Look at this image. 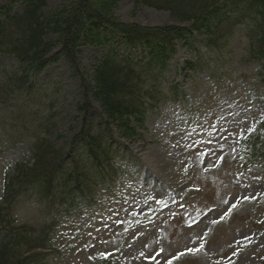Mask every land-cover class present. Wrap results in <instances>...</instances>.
I'll return each instance as SVG.
<instances>
[{
  "label": "rangeland",
  "instance_id": "374dc122",
  "mask_svg": "<svg viewBox=\"0 0 264 264\" xmlns=\"http://www.w3.org/2000/svg\"><path fill=\"white\" fill-rule=\"evenodd\" d=\"M26 1L0 0V8L19 13ZM71 1L47 0L44 11ZM113 15L121 23L148 28L169 22L164 10L135 0L120 2ZM242 34L239 27L218 53L199 37L188 48L178 45L160 80L165 98L147 112L144 129H139L142 137L121 140L115 147L117 175L107 193L97 192L92 201L85 197L70 214H63L59 203L41 199L36 190L16 200V220L33 225L37 232L50 228L43 233L49 235L53 252L41 264H172L175 254L194 248L208 229L213 234L206 254L193 264H261L264 161L241 168L238 158L245 152L242 140L262 134L264 61L248 59V39ZM106 36L110 41L106 32L100 39ZM113 49L121 55L126 46L119 38L101 46L86 43L78 57L81 72L90 75ZM189 63L201 67L190 72L185 70ZM17 69L14 58L0 55V82ZM33 82L31 100L12 99L15 104L9 100L0 106V193L3 177L15 164H31L34 140L46 135L54 148L67 150L74 148L70 140L81 129L82 115L76 109L82 101L81 83L66 59L48 65ZM175 87L181 96L177 101L172 96ZM87 120L94 132L102 129L95 111ZM112 130L119 136L115 124ZM221 156L226 158L223 167L207 179ZM193 186H201V192L186 197ZM245 196L249 205L229 225L211 228ZM166 197L169 203H164ZM155 205L161 207L150 214ZM204 206L209 208L204 215L191 221ZM149 215L151 221L145 222Z\"/></svg>",
  "mask_w": 264,
  "mask_h": 264
},
{
  "label": "trees",
  "instance_id": "16d2710c",
  "mask_svg": "<svg viewBox=\"0 0 264 264\" xmlns=\"http://www.w3.org/2000/svg\"><path fill=\"white\" fill-rule=\"evenodd\" d=\"M122 1L72 0L50 12L44 11L47 0H28L15 14L10 8H0V53L14 57L19 66L18 72L3 83V89L29 97L31 78L55 60L66 59L81 80L82 102L76 108L82 115V129L75 139L81 140L84 153L64 155L41 139L33 145V164L16 167L0 199V264H31L38 261L39 254L30 252L49 246V240L43 234L36 235L31 226L15 225L10 212L13 198L34 188L43 200L54 203L59 199L70 202L73 208L79 202L78 190L90 195L114 178L109 142L101 133H91L87 117L97 112L109 135L110 126L115 124L121 138L133 141L140 137L132 120L140 127L147 110L161 97L155 86L144 89L146 81L157 83L163 67L158 73L153 68L156 64L165 68L178 43L190 45L192 40L205 36L207 47L221 50L235 28L245 25L251 58L264 59V0H135L136 4L169 14L167 24L154 28L119 22L113 10ZM101 32L113 39L120 36L130 46L148 49L152 69L146 66L137 70L108 53L90 75L82 73L78 64L81 50L86 43L104 45L106 39H100ZM68 156L70 170H65L64 158ZM61 186L70 190H59Z\"/></svg>",
  "mask_w": 264,
  "mask_h": 264
},
{
  "label": "snow or ice",
  "instance_id": "6c2138e0",
  "mask_svg": "<svg viewBox=\"0 0 264 264\" xmlns=\"http://www.w3.org/2000/svg\"><path fill=\"white\" fill-rule=\"evenodd\" d=\"M221 159H223V157ZM252 198L254 199L255 197H252ZM243 199L248 200L249 197L245 196V197H243ZM238 203H239V201H237V203L232 204V207L229 209V212H231L232 209L236 208L238 206ZM227 215H228V213H225V216H227ZM221 219H223V217H221ZM213 223H216V221L214 220ZM202 248H203V244L200 246V248L188 249V251L189 252H198ZM181 255H183V253H181ZM169 264H171V262H169Z\"/></svg>",
  "mask_w": 264,
  "mask_h": 264
}]
</instances>
